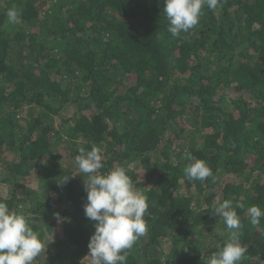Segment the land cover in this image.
<instances>
[{
  "label": "trees",
  "instance_id": "trees-1",
  "mask_svg": "<svg viewBox=\"0 0 264 264\" xmlns=\"http://www.w3.org/2000/svg\"><path fill=\"white\" fill-rule=\"evenodd\" d=\"M164 7L0 0V201L39 234L34 264H80L89 253L96 222L75 156L92 145L101 173L124 167L147 197V231L126 264H206L227 237L214 216L224 200L243 205L240 264H264V217L253 226L247 215L264 210V0L205 6L179 37ZM186 153L212 175L189 181Z\"/></svg>",
  "mask_w": 264,
  "mask_h": 264
},
{
  "label": "clouds",
  "instance_id": "clouds-1",
  "mask_svg": "<svg viewBox=\"0 0 264 264\" xmlns=\"http://www.w3.org/2000/svg\"><path fill=\"white\" fill-rule=\"evenodd\" d=\"M220 0H164V14L173 37L188 33L199 22L202 9L215 10ZM7 23L15 25L20 18V10L13 5L8 9ZM75 156L79 172L87 176L85 191L87 202L84 204L85 216L96 222L95 232L88 244L89 253L80 264H126L128 251L135 242L146 234L144 219L148 208L147 197L134 187L132 179L124 167H113L101 173L102 151L92 145L90 151L80 148ZM188 163L184 167V176L189 181H204L212 175L207 163L186 153ZM70 178L63 175L65 185ZM231 200H224L215 207L214 216L222 219L227 229V237L217 245L206 264H240L246 249L240 243L241 220ZM249 222L253 226L260 224L264 210L258 205L247 209ZM60 221L59 213H54ZM44 249L39 234L30 226L26 216L0 201V264H34Z\"/></svg>",
  "mask_w": 264,
  "mask_h": 264
},
{
  "label": "rangeland",
  "instance_id": "rangeland-1",
  "mask_svg": "<svg viewBox=\"0 0 264 264\" xmlns=\"http://www.w3.org/2000/svg\"><path fill=\"white\" fill-rule=\"evenodd\" d=\"M0 192L2 193V194H6V191H5V189L4 188H2L1 190H0Z\"/></svg>",
  "mask_w": 264,
  "mask_h": 264
}]
</instances>
